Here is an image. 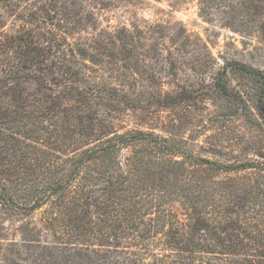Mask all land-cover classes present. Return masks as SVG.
<instances>
[{
  "label": "trees",
  "instance_id": "16d2710c",
  "mask_svg": "<svg viewBox=\"0 0 264 264\" xmlns=\"http://www.w3.org/2000/svg\"><path fill=\"white\" fill-rule=\"evenodd\" d=\"M11 1L0 3L21 28L0 22V264H264V162L98 121L89 77L106 62L124 71L127 28H95L89 0ZM227 67L213 85L232 98Z\"/></svg>",
  "mask_w": 264,
  "mask_h": 264
},
{
  "label": "rangeland",
  "instance_id": "374dc122",
  "mask_svg": "<svg viewBox=\"0 0 264 264\" xmlns=\"http://www.w3.org/2000/svg\"><path fill=\"white\" fill-rule=\"evenodd\" d=\"M250 1H87L95 28L124 26L129 32L124 71L113 72L106 62L90 74L89 84L101 92L93 103L98 121L119 131L175 137L182 147L221 162H264V120L258 111L264 102V0ZM11 12L0 3V22L13 33L21 21ZM235 63L253 71H231ZM225 65L223 80L232 98L220 96L213 85ZM167 93L180 100L155 103ZM239 174L221 176L241 179Z\"/></svg>",
  "mask_w": 264,
  "mask_h": 264
}]
</instances>
